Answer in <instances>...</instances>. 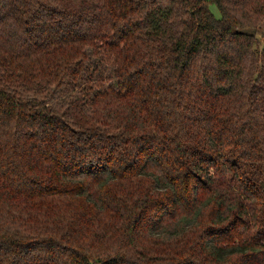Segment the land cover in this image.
I'll return each instance as SVG.
<instances>
[{
    "label": "trees",
    "instance_id": "1",
    "mask_svg": "<svg viewBox=\"0 0 264 264\" xmlns=\"http://www.w3.org/2000/svg\"><path fill=\"white\" fill-rule=\"evenodd\" d=\"M0 264H264V0H0Z\"/></svg>",
    "mask_w": 264,
    "mask_h": 264
},
{
    "label": "rangeland",
    "instance_id": "2",
    "mask_svg": "<svg viewBox=\"0 0 264 264\" xmlns=\"http://www.w3.org/2000/svg\"><path fill=\"white\" fill-rule=\"evenodd\" d=\"M210 8H211V10H212V12L218 17L219 16V11H218V9L215 7V5H211L210 6Z\"/></svg>",
    "mask_w": 264,
    "mask_h": 264
}]
</instances>
